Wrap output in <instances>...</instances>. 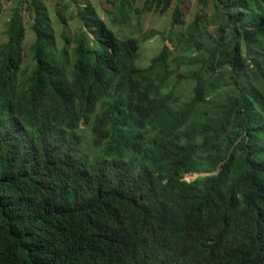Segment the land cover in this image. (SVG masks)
<instances>
[{
  "label": "trees",
  "instance_id": "trees-1",
  "mask_svg": "<svg viewBox=\"0 0 264 264\" xmlns=\"http://www.w3.org/2000/svg\"><path fill=\"white\" fill-rule=\"evenodd\" d=\"M108 1L114 21L135 18L133 0ZM200 1L213 16L164 35L173 47L143 65L142 39L159 32L119 35L90 1L71 20L57 4L56 22L43 0H14L0 264H264V0Z\"/></svg>",
  "mask_w": 264,
  "mask_h": 264
},
{
  "label": "rangeland",
  "instance_id": "rangeland-1",
  "mask_svg": "<svg viewBox=\"0 0 264 264\" xmlns=\"http://www.w3.org/2000/svg\"><path fill=\"white\" fill-rule=\"evenodd\" d=\"M43 1L50 8L54 21L56 22L57 4L59 5L58 7L62 10V12L67 16V18L71 20L72 13H74L77 9L76 6L83 4L86 1H90L98 7L101 16L105 20H107L108 23H111V27L119 35H129L130 31L133 30L135 32V35L140 39L144 36V34L149 31L159 32L156 36H153L149 39H142L143 42L141 43V48L139 50V61L143 65H147L150 62L151 58L161 50L164 43L167 42L171 47H173V44L168 39L163 37L164 35L167 36L170 32H177L178 30L186 29L196 18L198 13H205L207 17L211 18L215 12V7L212 3L205 6L200 0H184L183 3H181V9L183 12V16L181 18L184 22L183 24H173V12L179 0H174L173 3L169 7L165 8V10L163 11L154 9L150 11H145L146 7L149 5L147 0H133V9L131 16L135 18L132 19V22L130 24L123 25L118 21H114V18L116 17V13L114 12V5L111 1L109 2L108 0H77V2H75V4L72 5L70 8H67L65 6L67 0ZM13 3L14 0H0V43L5 42L8 38L5 32L7 27L6 22L12 14ZM24 4L26 3L24 2ZM153 6H157L156 1L153 2ZM140 13L142 14L141 26L143 30L136 31L134 24H136L137 22L136 16ZM24 16L25 24L28 28L25 43L27 47V52L30 53V45L31 42L34 40V32L30 27V25L32 24V17L29 15V11L26 8L24 9ZM56 22L55 27L56 30L59 32L60 26ZM78 25V22L76 24H73V27H71V29L75 30ZM210 30H214V28L210 27ZM197 175L198 173H190L186 176V178L191 180Z\"/></svg>",
  "mask_w": 264,
  "mask_h": 264
},
{
  "label": "clouds",
  "instance_id": "clouds-1",
  "mask_svg": "<svg viewBox=\"0 0 264 264\" xmlns=\"http://www.w3.org/2000/svg\"><path fill=\"white\" fill-rule=\"evenodd\" d=\"M192 173H193V172H192ZM196 173H198L197 176L202 175V174H207L206 172H196ZM188 174H190V173H188ZM188 174H186V176H187ZM197 176H196V177H197ZM196 177H195V178H196ZM188 180H189V179H188ZM191 180H192V179H191Z\"/></svg>",
  "mask_w": 264,
  "mask_h": 264
}]
</instances>
